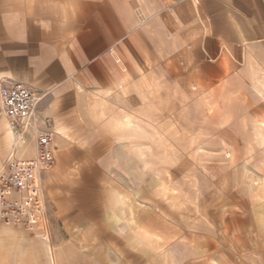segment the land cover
Masks as SVG:
<instances>
[{
	"label": "crops",
	"instance_id": "1",
	"mask_svg": "<svg viewBox=\"0 0 264 264\" xmlns=\"http://www.w3.org/2000/svg\"><path fill=\"white\" fill-rule=\"evenodd\" d=\"M1 80L40 97L87 261L264 264V0H0ZM35 145L0 102V164Z\"/></svg>",
	"mask_w": 264,
	"mask_h": 264
},
{
	"label": "built area",
	"instance_id": "2",
	"mask_svg": "<svg viewBox=\"0 0 264 264\" xmlns=\"http://www.w3.org/2000/svg\"><path fill=\"white\" fill-rule=\"evenodd\" d=\"M40 97L20 82L0 81L2 112L17 140L32 129L36 138L32 157H20L13 150L0 167V224L36 229L46 225L44 172L55 162L50 129L36 126Z\"/></svg>",
	"mask_w": 264,
	"mask_h": 264
},
{
	"label": "rangeland",
	"instance_id": "3",
	"mask_svg": "<svg viewBox=\"0 0 264 264\" xmlns=\"http://www.w3.org/2000/svg\"><path fill=\"white\" fill-rule=\"evenodd\" d=\"M238 171L241 170L238 169ZM257 180L255 177L250 183L254 185ZM91 183L86 181L62 182L56 188L67 191L70 187L72 189H86L87 185ZM253 187H257V185ZM148 192H151L153 198L157 197L158 200H164L172 193V191L166 190L154 182L149 185ZM262 198L257 196L254 199ZM130 202L127 200L126 204ZM45 211L46 225L43 227L27 229L21 226L0 224V264H117V261L100 259L93 262L87 261L85 259L86 246L79 242V236L83 235L84 230L73 228L76 223L72 222L67 215L62 214L63 211L61 212L60 207L55 214L50 213L46 199ZM49 256L51 260L53 258L54 263L50 261Z\"/></svg>",
	"mask_w": 264,
	"mask_h": 264
},
{
	"label": "bare ground",
	"instance_id": "4",
	"mask_svg": "<svg viewBox=\"0 0 264 264\" xmlns=\"http://www.w3.org/2000/svg\"><path fill=\"white\" fill-rule=\"evenodd\" d=\"M9 124V123H8ZM9 127H10V129H11V126L9 125ZM12 130V129H11ZM51 261H53V258H52V260Z\"/></svg>",
	"mask_w": 264,
	"mask_h": 264
}]
</instances>
